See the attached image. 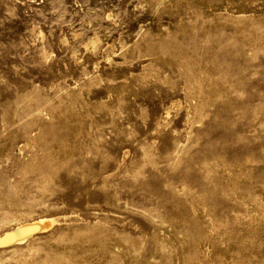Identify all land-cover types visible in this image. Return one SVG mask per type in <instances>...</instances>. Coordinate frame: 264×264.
Wrapping results in <instances>:
<instances>
[{"label": "rangeland", "instance_id": "obj_1", "mask_svg": "<svg viewBox=\"0 0 264 264\" xmlns=\"http://www.w3.org/2000/svg\"><path fill=\"white\" fill-rule=\"evenodd\" d=\"M0 264H264V0H0Z\"/></svg>", "mask_w": 264, "mask_h": 264}, {"label": "bare ground", "instance_id": "obj_2", "mask_svg": "<svg viewBox=\"0 0 264 264\" xmlns=\"http://www.w3.org/2000/svg\"><path fill=\"white\" fill-rule=\"evenodd\" d=\"M53 225L54 220L48 218L20 223L10 231L4 233V235L0 238V244H22L34 235L48 231Z\"/></svg>", "mask_w": 264, "mask_h": 264}]
</instances>
